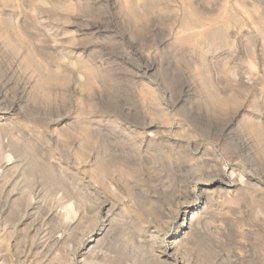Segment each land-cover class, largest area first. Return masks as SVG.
<instances>
[{
  "label": "rangeland",
  "instance_id": "1",
  "mask_svg": "<svg viewBox=\"0 0 264 264\" xmlns=\"http://www.w3.org/2000/svg\"><path fill=\"white\" fill-rule=\"evenodd\" d=\"M263 66L264 0H0V115H6L0 118L6 124L0 138L21 159L22 168L12 173L22 193V201L12 208L17 211L0 196L8 207L0 204V239L6 238L0 242L5 245L0 247V264H174L173 252L165 258L161 251L170 242L180 249L178 261L186 264H264ZM98 129L115 138L105 144L110 146L107 153L126 149L134 157L114 155L116 162L126 161L129 172L134 170L125 177L135 173L125 180L131 188L121 193L123 201L106 191L104 176L115 163H105L104 173L100 163L96 171L102 173L90 170V163L87 176L77 165L76 155L96 146ZM224 170L228 185L237 179L229 196L237 200L216 195L207 201L202 195L183 205L181 217L186 208H201L191 212L194 227L187 225L179 234L184 224L175 218L164 193L173 184L169 193L193 190L198 195L203 180L220 181ZM90 177L99 178L98 195H91L82 211L79 193L83 186L92 193ZM33 200L32 217H24L23 203ZM103 200L122 209L121 226L115 215L101 211ZM148 201L158 205L151 207ZM65 204L73 209L70 216ZM74 208L80 211L73 218ZM51 213L65 218H51ZM101 225H110L98 237L101 249L96 252L102 254L81 256L83 242ZM159 254L162 260L154 258Z\"/></svg>",
  "mask_w": 264,
  "mask_h": 264
},
{
  "label": "bare ground",
  "instance_id": "2",
  "mask_svg": "<svg viewBox=\"0 0 264 264\" xmlns=\"http://www.w3.org/2000/svg\"><path fill=\"white\" fill-rule=\"evenodd\" d=\"M242 1H244V0H242ZM249 1V0H248ZM239 2H241V1H239ZM242 3H246V1L245 2H242ZM249 3V2H248ZM241 4V3H240ZM248 5V4H247ZM249 6H251V3H250V5ZM247 8V7H246ZM251 8H252V6H251ZM246 10V9H245ZM247 10H251V9H247ZM252 10H253V8H252ZM251 10V11H252ZM250 11V13H252ZM245 14V13H244ZM238 16V15H237ZM236 17V16H235ZM254 17V16H253ZM237 19H239V18H237ZM234 20V19H233ZM256 21V20H255ZM238 23V22H237ZM252 24V23H251ZM254 24V23H253ZM5 26H6V24H5ZM231 26V25H230ZM225 27V26H224ZM240 28V27H239ZM245 28V27H244ZM256 28V27H255ZM257 29V28H256ZM188 31L189 30H191V29H187ZM244 30V29H243ZM241 31V30H240ZM239 31V32H240ZM18 32V31H17ZM190 32V31H189ZM242 32V31H241ZM191 33V32H190ZM190 33H189V35H190ZM193 33V32H192ZM246 33V32H245ZM18 34V33H17ZM247 34V33H246ZM193 35V34H192ZM197 35H200V34H197ZM196 35V36H197ZM244 36V35H243ZM248 36V35H247ZM188 37H190V36H188ZM249 37V36H248ZM191 39V38H190ZM12 46V45H11ZM14 46V45H13ZM12 46V47H13ZM14 49H15V47H14ZM18 49V48H17ZM18 51V50H17ZM247 51H249V50H247ZM30 52V51H29ZM28 52V53H29ZM251 52V51H250ZM249 54V53H248ZM250 54H252V53H250ZM249 54V55H250ZM26 55H27V53H26ZM30 55V56H29ZM28 56L29 57H32L31 56V54H29ZM257 55V54H256ZM255 55V56H256ZM247 56V55H246ZM251 57V56H250ZM249 57V58H250ZM26 59H28L27 58V56L25 57ZM33 58H35V57H33ZM26 59H24V60H26ZM30 59V58H29ZM251 59V58H250ZM250 59H248L249 61H250ZM31 61H32V59H30ZM29 60V61H30ZM34 60V59H33ZM28 61V60H27ZM28 61V62H29ZM38 61V60H37ZM36 61V62H37ZM257 62H258V60H257ZM25 63H26V61H25ZM40 63H42V61L40 62ZM251 63V62H250ZM29 64H34V62L33 63H28V65ZM38 64V63H37ZM247 64H248V62H247ZM256 65H257V63H256ZM38 67H39V65H37ZM41 66V65H40ZM256 67V66H255ZM264 67V66H263ZM251 68V67H250ZM255 69V68H254ZM264 70V69H263ZM264 72V71H263ZM248 74V73H247ZM40 75H44V74H40ZM56 75V74H55ZM250 75V74H249ZM47 74H46V76L44 75V78L46 77L47 78ZM52 76V75H51ZM248 76V75H247ZM251 77L253 76V74L252 75H250ZM49 77V76H48ZM55 77V76H54ZM255 77V76H254ZM48 80H49V78H47ZM259 79V78H258ZM262 79H264V78H262ZM40 81H41V77H40V79H39ZM42 80H44V79H42ZM253 80H255L256 81V78H254ZM45 81V80H44ZM44 81H42L43 83H44ZM54 81V80H53ZM252 81V80H251ZM39 82V81H38ZM42 82H40L41 84H43ZM46 83V82H45ZM47 83L48 84H50L51 85V83L49 82V81H47ZM46 83V84H47ZM54 83V82H53ZM56 83V82H55ZM39 86H41V85H39ZM44 87V84H43V86H42V88ZM47 87V86H46ZM48 88V87H47ZM10 111V110H9ZM4 113H5V111H4ZM10 114V113H9ZM3 116H6V115H3ZM3 116L2 115H0V118H3ZM6 124H2V120H0V129L2 128V127H4ZM98 126V125H97ZM101 126V125H100ZM6 127V126H5ZM5 127L4 128H2V129H5ZM97 128V127H96ZM99 128V127H98ZM95 129V128H94ZM102 129V128H101ZM101 129H98V131H96V132H98V134L96 133H94L95 135H97L96 137H98V135H99V138H98V140H97V142L96 141H94V142H92V144L93 143H95L96 142V146L95 147H93V145L91 146L92 148H94V149H85L86 151H84V149H83V151H84V153L85 152H87V150H92L91 152H87L89 155L88 156H86L84 153H83V151H82V153H81V155H76V157H78V159H79V161H77L79 164H77V165H80L81 167H82V173L83 174H87L88 175V173H89V170L87 169V167H88V164H90V163H92L91 165H92V169H90V170H93L94 168V171H96V169H97V165L99 164L100 165V168L102 169V168H104L103 167V165L104 166H106L105 168H108V166L105 164V163H108V164H111V163H115V165H119V166H115V165H113V167H114V169L112 170H110V165H109V170H107V171H109V172H107V173H109L108 175V177H105L104 176V180L105 181H107V185L108 186H106L104 183V186H106V187H108V190H106V191H110L111 192V194H113L114 196L116 195V196H118V198H119V201L121 200V201H123V200H125L124 198H123V196H121V193L123 192V191H126V187H128V185L130 186V184L127 182H125V180H126V178L128 179V178H130V177H134V172L132 173V175L131 176H129V177H125L124 175H126V171L128 172V174H130V172L131 171H134V170H132L131 169V171L129 172L128 171V168H126L127 166L124 164V163H126V161H124V160H122L121 159V162H116L115 160H114V158H116L114 155H116L117 156V154L119 153V155L117 156V159L118 158H122V156H120V154L121 155H123V153L125 154V151H126V149H124L125 151H121L120 149H112L113 147H111V149L113 150L112 151V153H107V150H109L110 151V149H107V150H105L106 149V147L108 146H106L105 144H109L108 142H111L110 140H111V138H112V134H108V132H107V134L106 135H103L102 134V130ZM112 130V129H111ZM2 130H0V132H1ZM95 131V130H94ZM105 131V130H104ZM115 131V130H114ZM113 131V132H114ZM123 132V131H122ZM1 133H3V132H1ZM104 134H105V132H103ZM120 133V132H119ZM114 134H116L115 132H114ZM1 135V134H0ZM95 136H94V140H95V138H96ZM131 137V136H130ZM114 138V137H113ZM112 138V139H113ZM92 139H93V137H92ZM120 139V138H119ZM151 139V138H150ZM93 141V140H92ZM117 141V140H116ZM121 141V140H120ZM119 141V142H120ZM127 141V140H126ZM145 141V140H144ZM114 142H115V138H114ZM118 142V141H117ZM123 142H124V139H123ZM142 142V141H141ZM121 143H122V141H121ZM127 143V142H126ZM125 143V145H127ZM150 143V142H149ZM152 143V142H151ZM110 144H112V143H110ZM114 145L116 144V143H113ZM120 144V143H119ZM118 144V145H119ZM113 145V146H114ZM118 145H116L117 147L116 148H118ZM124 144H122L121 146H119V148L120 147H122ZM143 145V144H142ZM81 146H83V145H81ZM112 146V145H111ZM128 146V145H127ZM147 146V145H146ZM6 147H8V146H6L2 141H1V138H0V196L2 195V197H5L4 199H5V202L9 205V209L10 210H15V208L14 209H12L15 205H16V203L19 201V197H20V189H19V187L20 186H18V182L16 181V179L18 178H16V179H14V176H13V174H15V173H17L16 172V170L19 168V160H21V159H19L18 157H16L15 155H13L12 153L13 152H11V151H9L8 152V150H9V148H6ZM88 147V146H87ZM108 147H110V146H108ZM107 147V148H108ZM137 147V146H136ZM141 147V146H140ZM139 147V148H140ZM19 149L21 148V147H18ZM18 148H16L15 150H16V152L17 151H19L18 150ZM84 148V147H83ZM88 148H90V147H88ZM135 148V147H134ZM142 148V147H141ZM140 148V149H141ZM200 148V147H199ZM8 149V150H7ZM10 149H13L12 147L10 148ZM23 149V148H22ZM22 149H20L21 151H22ZM78 149H80V148H78ZM130 149V148H129ZM132 149V148H131ZM130 149V150H131ZM139 149V150H140ZM4 150H6V151H4ZM15 150H13L14 152H15ZM27 150V149H26ZM25 150V151H26ZM130 150L129 151H127L128 153H131L130 152ZM136 150V149H135ZM138 150V149H137ZM142 150V149H141ZM140 150V151H141ZM19 152L18 154L19 155H21V153H23V156H24V152ZM24 151V150H23ZM79 151V150H78ZM133 151V153H134V150H132ZM140 151H138V152H140ZM208 151V150H207ZM11 152V153H10ZM138 152H137V154H138ZM146 151H144V153H145ZM147 153H148V151H147ZM202 153H204V151L202 152ZM18 154H17V156H18ZM26 154V153H25ZM76 154H79V152H76ZM137 154H136V156H137ZM125 155H129V154H125ZM135 155V154H134ZM143 155H145V154H143ZM150 155V154H149ZM135 156V157H136ZM139 156H141V154L139 155ZM146 156V158H148L149 156L148 155H145ZM148 156V157H147ZM202 156V155H201ZM207 156V155H206ZM22 157V156H21ZM25 157V156H24ZM123 157H125V156H123ZM127 157V156H126ZM125 157V158H126ZM129 158L130 159H132V158H134V157H132L131 155H129ZM128 158V159H129ZM142 158V157H141ZM140 158V159H141ZM18 159V160H17ZM77 159V160H78ZM143 159V158H142ZM145 159V158H144ZM143 159V160H144ZM209 159V158H208ZM136 160L138 161V158H136ZM146 160V159H145ZM102 161V162H101ZM148 161V160H147ZM198 161V160H197ZM200 161V160H199ZM204 161V160H203ZM12 162V163H11ZM26 162V161H25ZM127 162H128V160H127ZM129 162H132V161H129ZM129 162H128V164H129ZM139 162H141V160L139 161ZM146 162V161H145ZM144 162V163H145ZM205 162V161H204ZM132 163H135L134 161L132 162ZM142 163H143V161H142ZM148 163V162H147ZM201 162H199V164H200ZM96 166H95V165ZM127 164V163H126ZM136 164V163H135ZM135 164H133V165H135ZM137 164H139V163H137ZM141 164V163H140ZM139 164V165H140ZM202 164H204L203 162H202ZM21 165V164H20ZM90 165V166H91ZM130 165H131V163H130ZM144 165V164H143ZM197 165V164H196ZM205 165V164H204ZM89 166V167H90ZM120 166L121 167H125L127 170H125V169H123V168H120ZM132 166V165H131ZM130 166V167H131ZM141 166V165H140ZM139 166V167H140ZM207 166V165H206ZM26 167H27V164H26ZM88 167V168H89ZM112 167V168H113ZM142 167V166H141ZM196 167H198V166H196ZM80 168V167H79ZM144 168V167H143ZM142 168V169H143ZM200 169L202 168V170H203V165L201 166V167H199ZM20 169V171H21V167L19 168ZM81 169V168H80ZM125 170L124 171V174H122V172H121V170ZM136 169V168H135ZM138 169V168H137ZM136 169V170H137ZM141 169V168H140ZM198 169V168H197ZM207 169V168H206ZM209 169V168H208ZM105 171L106 169H102L101 171ZM204 170H205V168H204ZM20 171H19V175H21V173H20ZM98 171H100L99 169H98ZM98 171H96V172H98ZM100 171V172H101ZM104 171H103V173H104ZM138 172H139V170H137ZM205 171H207V170H205ZM212 171V170H211ZM216 171V170H215ZM88 172V173H87ZM96 172H91L92 174H96L97 175V177H98V173H96ZM99 172V173H100ZM105 172V173H106ZM138 172H136V173H138ZM140 172H142L141 170H140ZM199 172H203V171H199ZM240 172V171H239ZM13 173V174H12ZM102 173V172H101ZM209 173V172H208ZM236 173H237V171H236ZM235 171H234V169H232V171H231V176H235ZM241 173V172H240ZM240 173H239V175H240ZM12 174V175H11ZM92 174H91V176H92ZM204 174H206V173H204ZM86 175V176H87ZM149 175H151V174H149ZM216 175H218L219 176V174L217 173ZM238 175V176H239ZM79 176H80V174H79ZM94 176V175H93ZM201 176H202V174H201ZM241 176V175H240ZM243 176V175H242ZM204 177V176H203ZM207 177V176H206ZM217 177V176H216ZM244 177V176H243ZM82 178V177H81ZM86 178V177H85ZM91 178V177H90ZM90 178H87V179H90ZM95 178V177H94ZM137 177H135L134 179L135 180H137L136 179ZM151 178V177H150ZM200 178H202V177H200ZM220 178H221V180L219 181V179H218V181L217 182H214V180L212 181V180H203L201 183H202V192L200 191V193H198V195L197 194H194L191 190H186V192H184V193H180V192H177V193H175L176 192V190L175 191H173V192H170L169 193V191H171V187H172V185H171V187L170 188H168L169 189V191H168V193H164V200H166V201H168L169 202V206H170V209L174 212V215H175V218L177 219V218H179L180 217V220L182 219V224H184V228H179V229H181L180 230V233L179 234H182V232H183V230L185 229V228H187V225L189 226V227H191L192 226V224L190 225V223H192L193 221H192V214H194L195 215V212L194 213H191L192 211H194V210H198V209H200L201 207L200 206H195L193 209H191L190 210V208H186L185 209V215H187L186 217H185V215H184V217H181V212H180V208H182V206L183 205H185V204H187V205H189L191 202H193L192 200H200L201 199V197H202V195L203 196H206V198H207V201H213V200H216V195H220V197L218 196L217 198L220 200H227V201H229V200H234V198H235V195H234V198H230L229 196H230V194H231V192H232V189L236 186V184H237V179H233L232 181L230 180V182H229V184L230 185H228V182L226 181L227 179V175H226V171L224 170L223 172H222V174H220ZM234 178V177H233ZM236 178H237V176H236ZM241 178V177H240ZM99 179V178H98ZM98 179L96 178V180L95 181H92V178H91V180H89V181H92V183H93V185H94V187H93V191H92V193H90V190L88 191V189L85 187V188H83L82 187V189L80 190V193H79V189H77L78 191H77V193H79L80 194V198L78 199L79 200V202H80V204H79V202H78V204H79V208L81 209V207H86V205H87V202L89 201V199L94 195V194H96V195H98L97 194V189H98V186H97V182H98ZM101 179H102V177H101ZM212 179H213V177H212ZM245 179V178H244ZM129 180V179H128ZM128 180H126V181H128ZM131 180H132V178H131ZM151 180V179H150ZM153 180V179H152ZM154 180H155V178H154ZM174 180V179H173ZM200 180V179H199ZM238 180H239V178H238ZM240 180H242V179H240ZM82 181V180H81ZM97 181V182H96ZM175 181V180H174ZM227 182V184L226 185H223L224 184V182ZM79 182V181H78ZM83 182V181H82ZM132 182V181H131ZM133 182L135 183V181L133 180ZM157 182H158V180H157ZM194 182V181H193ZM238 182H240V184H241V182L242 181H238ZM243 182H246V184H247V181H244L243 180ZM100 183V182H99ZM134 183H131V184H133V185H135V187L138 185V184H134ZM136 183H138V182H136ZM199 183V182H198ZM81 184V183H80ZM155 184L156 185H158V183H156L155 182ZM155 184H153L154 186H155ZM175 184V183H174ZM181 184V183H180ZM243 184V183H242ZM83 185V184H82ZM90 185H91V183H90ZM99 185V184H98ZM159 185H161L160 183H159ZM197 185V184H196ZM239 185V184H238ZM248 185V184H247ZM151 186H152V184H151ZM168 186V185H167ZM184 186V185H183ZM182 186V187H183ZM240 186V185H239ZM242 186V185H241ZM27 187V186H26ZM26 187H24V190L26 189L27 190V188ZM29 187H31V186H29ZM100 187V186H99ZM102 187V186H101ZM150 187V186H149ZM157 187V186H156ZM159 187V186H158ZM158 187H157V191L160 189H158ZM174 187V186H173ZM177 187V186H176ZM176 187H174V188H176ZM23 188V187H22ZM21 188V189H22ZM32 188V187H31ZM89 188H90V186H89ZM131 188V187H130ZM129 188V189H130ZM133 189H134V186L132 187ZM137 188V187H136ZM136 188H135V190H136ZM162 188H165V187H163L162 186ZM30 189V188H29ZM91 189V188H90ZM100 189V188H99ZM129 189H127V190H129ZM132 189V190H133ZM148 189V188H147ZM151 189H153V187L151 188ZM167 189V188H166ZM177 189V188H176ZM179 189V188H178ZM138 190V189H137ZM196 190V189H195ZM31 191V190H30ZM99 191V190H98ZM105 191V190H104ZM131 191V190H130ZM164 191H165V189H164ZM178 191V190H177ZM198 191V190H197ZM27 192H29V190L27 191ZM37 192V191H36ZM101 192V191H100ZM100 192H98V193H100ZM138 192H140L139 190H138ZM167 192V191H166ZM183 192V191H182ZM31 193H33V191L31 192ZM108 192H106L105 194H107ZM130 193V192H129ZM128 193V194H129ZM157 193V192H156ZM160 193V192H159ZM163 193V192H162ZM161 193V194H162ZM25 194V193H24ZM103 194H104V192H103ZM135 194H137V191H136V193ZM233 194V193H232ZM29 195H31V200L33 199V195L32 194H28L27 196H29ZM36 195H37V193H36ZM35 195V196H36ZM92 195V196H91ZM101 195H102V193H101ZM133 195V194H132ZM131 194L130 195H128V196H132ZM138 195V194H137ZM21 196H22V193H21ZM24 196V195H23ZM38 196V195H37ZM100 196V195H99ZM109 196V195H108ZM111 196V195H110ZM139 196L141 197L142 195L141 194H139ZM138 196V197H139ZM149 196V195H148ZM156 196H157V194H156ZM162 196H163V194H162ZM222 196L224 197V199L222 198ZM1 197V198H2ZM104 197V196H103ZM107 196H105V198H106ZM124 197H125V195H124ZM133 197H134V195H133ZM132 197V198H133ZM139 197V198H140ZM151 197V196H150ZM24 198H25V201L27 202V201H29V199H26V198H29V197H25L24 196ZM93 198V197H92ZM91 198V199H92ZM96 197H94V199H95ZM100 198V197H99ZM109 198V197H108ZM111 198V197H110ZM116 198V197H115ZM129 198V197H128ZM127 198V199H128ZM135 198H137V197H134L133 199L135 200ZM159 198H161V197H159ZM205 198V199H206ZM96 199H98V196H97V198ZM101 199V198H100ZM113 199V198H112ZM131 199V198H130ZM133 199H131V200H133ZM24 200V199H23ZM37 200V199H36ZM114 200V199H113ZM151 200V199H150ZM154 200H155V198H154ZM153 200V201H154ZM158 199H156V201H157ZM236 200H237V198H236ZM235 200V201H236ZM20 201H22V200H20ZM19 201V202H20ZM34 201V202H33ZM32 202H28V203H26L25 202V204L23 203V205H25V212L23 213V214H25L24 215V217H29V216H31L32 217V211L35 209V207H36V205H35V207H34V203H35V200H33ZM92 200H90L89 201V203L91 202ZM96 201V200H95ZM98 202H99V199L97 200ZM108 201V200H107ZM118 201V202H119ZM162 201V200H161ZM227 201H225V202H227ZM231 201V202H232ZM235 201H233V202H235ZM102 202H104V200L102 201ZM101 202V203H102ZM223 202V201H222ZM40 203V202H39ZM100 203V202H99ZM98 203V204H99ZM153 203V204H152ZM149 202L148 201V204H152L151 205V207L152 206H155L156 207V205H158L157 204V202H155L156 203V205L154 204V202ZM159 203V202H158ZM224 203V202H223ZM1 204V203H0ZM7 204H3L4 205V207L7 205ZM20 204V203H19ZM91 204H93V202L91 203ZM124 204V203H123ZM161 204V203H160ZM164 204V203H163ZM166 204V203H165ZM2 205V204H1ZM0 205V209H1V207L3 206H1ZM22 205V204H21ZM22 205V206H23ZM38 205V204H37ZM40 205V204H39ZM69 203H67V206L69 207ZM72 205V204H71ZM70 205V207H72V206H74V205H72L71 206ZM90 205V204H89ZM121 205V204H120ZM125 205H126V203H125ZM193 205V204H192ZM201 205V204H200ZM94 206V204L91 206V207H93ZM7 207V206H6ZM5 207V208H6ZM16 208L18 207V203H17V205L15 206ZM63 207H66V204L65 205H63ZM68 207H66L67 209H68ZM77 207H78V205H77ZM101 206H99V207H97V208H100ZM154 207V208H155ZM158 207V206H157ZM161 207H163V206H161ZM165 207V206H164ZM168 207V206H167ZM207 207V206H206ZM210 207V206H209ZM3 208V207H2ZM8 208V207H7ZM24 208V207H23ZM38 208V207H37ZM36 208V209H37ZM65 208V209H66ZM76 208V207H75ZM75 208H74V210H75ZM87 208H89V207H87ZM87 208H86V210H87ZM94 208L95 207H93V210H94ZM121 208H125L124 206L123 207H121ZM127 208V207H126ZM185 208V207H184ZM204 208H205V205H204ZM8 209V211H10ZM64 209V210H65ZM80 209L78 210V209H76V210H78V212L80 211ZM83 209V208H82ZM81 209V210H82ZM89 209H92V208H89ZM168 209V208H167ZM166 209V213H167V210ZM19 210H20V213L22 214V212H23V210H22V212H21V209L19 208ZM72 211H73V209H71ZM71 210H67L68 211V215L70 214V212H72ZM76 210H75V212L74 213H72V214H74V216H73V218L75 217V214H76ZM100 210V209H99ZM117 210H119V213H116V211ZM203 210V209H202ZM8 211L7 212H5V213H8ZM15 211H17V209L15 210ZM66 211V212H67ZM83 211V210H82ZM84 211H85V209H84ZM89 210H87V212H88ZM95 211H96V208H95ZM101 211L102 212H105V214L107 215V217H109V215H115V217L113 216V218H115L114 220L115 221H117V222H119V224H120V221L118 220V216H120V213H121V216H124L125 217V215H122L123 213H122V209H119V206H118V204H116V203H114V201H113V203L112 202H104L103 203V205H102V207H101ZM125 211V210H124ZM170 211V210H169ZM171 211V212H172ZM182 211V210H181ZM201 211V210H200ZM204 211V210H203ZM3 212V211H2ZM19 212V211H18ZM65 212V211H64ZM64 212H61V213H64ZM66 212H65V214H66ZM86 212V211H85ZM118 212V211H117ZM184 212V211H183ZM13 213H16V212H13ZM57 213V212H56ZM56 213H51V218L54 216H58L59 215V213H58V215L56 214ZM96 213V212H95ZM98 213V212H97ZM116 213V214H115ZM125 213V212H124ZM191 213V214H190ZM3 214V213H2ZM54 214H56V215H54ZM87 214V213H86ZM101 214V213H100ZM4 215V214H3ZM11 215H13L12 213H11ZM77 215V214H76ZM90 215V214H89ZM97 215V214H96ZM102 215V214H101ZM183 215V214H182ZM2 215H1V212H0V219L2 218L1 217ZM7 216V215H6ZM17 216V215H16ZM21 216V215H20ZM64 216V214H62V216H58V217H63ZM70 216V215H69ZM68 216V217H69ZM72 216V215H71ZM87 216V215H86ZM119 217V218H122V217ZM167 216V215H166ZM166 216H164V217H166ZM168 216H169V214H168ZM12 217V216H11ZM17 217H19V216H17ZM49 217V216H48ZM57 217V218H58ZM89 217V216H88ZM104 217V216H103ZM112 217V216H111ZM110 217V218H111ZM123 217V218H124ZM9 218H10V216H9ZM23 218V217H22ZM51 218H50V221H51ZM64 218H65V216H64ZM63 218V219H64ZM116 218H117V220H116ZM122 218V219H123ZM7 219V218H6ZM48 219V218H47ZM103 219H105V218H103ZM112 219V218H111ZM165 219V218H164ZM169 219H170V217H169ZM171 219H172V217H171ZM170 219V220H171ZM176 219H173L174 221L176 220ZM3 220V219H2ZM8 220V219H7ZM17 219H15V221H16ZM49 220V219H48ZM53 220H55V219H53ZM59 220V219H58ZM66 220V219H65ZM70 221L72 220L71 219V217H70V219H69ZM92 220H97V221H99V219H96L95 217H94V219L92 218ZM11 221V220H10ZM17 221H19V220H17ZM21 221V220H20ZM83 221V220H82ZM108 221V220H107ZM112 221H113V219L111 220V223H112ZM115 221H113V222H115ZM122 221V220H121ZM124 221H125V218H124ZM123 221V222H124ZM192 221V222H191ZM4 222H6L7 223V221H4ZM3 222V223H4ZM60 222H62V221H60ZM68 222V221H67ZM109 222V221H108ZM167 221H165L164 223H166ZM173 222V221H172ZM5 223V224H6ZM9 223V222H8ZM66 223V222H65ZM93 223H96V221L95 222H93ZM116 223V222H115ZM125 223V222H124ZM4 224V225H5ZM14 225H16L15 223H13ZM63 224V223H62ZM98 224H101V223H98ZM113 224V223H112ZM172 224V223H171ZM1 225V224H0ZM9 225H10V223H9ZM8 225V226H9ZM12 225V224H11ZM94 225V224H93ZM96 225H97V223H96ZM122 224H120V226H121ZM180 225H181V223H180ZM13 226V225H12ZM110 226V225H109ZM109 226H107V225H101V227L100 228H97V230H95L94 232H93V230L91 231V232H93V234L87 239V240H85L84 242H83V244H82V248H81V250H80V253H82L81 254V256H85V255H87V254H89V253H93V254H95V253H97L96 252V250L98 251V249L100 248L99 246H100V240H99V235H101V233L103 232V230L104 229H106L107 227L109 228ZM115 226V225H114ZM113 226V227H114ZM6 227H7V224H6ZM11 227V226H10ZM10 227H8V228H10ZM15 227V226H14ZM17 227V226H16ZM93 227H95V226H93ZM112 226H111V229L110 230H113L112 228H113ZM192 227H194V226H192ZM4 228V227H3ZM12 228V227H11ZM121 228V227H120ZM7 229V228H6ZM13 229H15V228H13ZM93 229V228H92ZM96 229V228H95ZM114 229H116V228H114ZM117 230H119V229H117ZM7 231V230H6ZM13 231V230H12ZM121 231V230H120ZM193 231V230H192ZM191 231V232H192ZM2 232V231H1ZM10 232H11V230H10ZM106 232V231H105ZM111 232V231H110ZM119 232V231H118ZM114 233V232H113ZM12 234V233H11ZM14 234V233H13ZM12 234V235H13ZM179 234H177V235H179ZM4 236L5 235H8V234H3ZM9 235H10V233H9ZM103 235H105V233H103ZM177 235H175V236H173L172 238H171V241L172 240H175V238L177 237ZM184 235H185V233H184ZM184 235H183V237H184ZM188 235V234H187ZM105 236H107V235H105ZM155 236V235H154ZM2 237V236H1ZM150 237V236H149ZM182 237V236H181ZM12 238V237H11ZM11 238H8L7 240H8V242H9V239H11ZM156 238V237H155ZM154 238V239H155ZM6 239V238H5ZM4 239V240H5ZM2 240H3V238H2ZM1 239H0V242L2 241ZM3 240V241H4ZM6 240V241H7ZM84 240V239H83ZM101 240H102V238H101ZM6 241H5V243H6ZM105 241V240H104ZM154 241V240H153ZM164 241V240H163ZM14 242V241H13ZM100 242V243H99ZM157 242V241H156ZM168 242H170V241H168ZM4 243V244H5ZM42 243V242H41ZM166 243V242H165ZM165 243H162V244H165ZM181 243V242H180ZM7 244V246L8 245H10V242H9V244L8 243H6ZM102 244H104V243H102ZM101 244V245H102ZM179 244V243H178ZM12 245V244H11ZM4 247H2V246H0L1 248H5V245H3ZM6 246V247H7ZM102 246H105V244L104 245H102ZM154 246V245H153ZM9 247V246H8ZM7 247V248H8ZM99 247V248H98ZM80 248V247H79ZM101 249V248H100ZM104 249H105V247H104ZM107 249V248H106ZM105 249V250H106ZM160 249V248H159ZM7 250V249H6ZM9 250V249H8ZM77 250V249H76ZM108 250V249H107ZM152 250V249H151ZM154 250H156V249H154ZM154 250H152V251H154ZM158 250V249H157ZM163 250V255H164V257L166 258V257H169V253H171V252H173V254H172V256L175 258V261H174V264H184L185 262H182L181 260H179L178 261V255H179V253H178V250H180V249H178V247H177V245L175 244V242H170L169 244H167L166 246H165V248H162L161 249V251ZM3 251V250H2ZM76 252V251H75ZM74 252V253H75ZM101 251H99L98 253H100ZM110 252V251H109ZM109 252H106V253H109ZM113 252V251H112ZM111 252V253H112ZM158 252V251H157ZM175 252V253H174ZM178 254H177V253ZM181 252H182V250H181ZM4 253V252H3ZM97 253V254H98ZM118 253V252H117ZM183 253V252H182ZM181 253V254H182ZM101 254H102V252H101ZM115 254H116V252H115ZM114 254V255H115ZM151 254H154V252L153 253H151ZM156 254V253H155ZM161 254V253H160ZM160 254L158 255L159 257H154V258H157V259H161L162 257L160 256ZM76 256V255H75ZM83 256V257H84ZM97 256H99V255H97ZM107 256V255H106ZM106 256H104V257H106ZM172 256H170V258L172 257ZM80 257V256H79ZM82 257V258H83ZM95 257V256H94ZM110 257V256H109ZM131 257V256H130ZM66 258H68V257H66ZM74 258V257H73ZM99 258V257H98ZM135 258V257H134ZM78 259V258H77ZM81 259V258H80ZM126 259H127V257H126ZM133 259V258H132ZM136 259V258H135ZM73 260V259H72ZM89 260H91L90 258H89ZM94 260V259H93ZM92 260V261H93ZM102 260V259H101ZM109 260H110V258H109ZM114 260V259H113ZM112 259H111V262L113 261ZM119 260V259H118ZM139 260H140V258H139ZM162 260V259H161ZM83 261V260H82ZM86 261H88V260H86ZM98 261V260H97ZM103 261H105L104 259H103ZM115 261V260H114ZM113 261V264L115 263ZM117 261V260H116ZM126 261V260H125ZM164 261V260H163ZM170 261V260H169ZM186 261V260H185ZM66 262H69V260L68 261H66ZM84 262H85V260H84ZM109 262V261H108ZM119 262V261H118ZM129 262V261H128ZM82 263V262H81ZM80 263V264H81ZM91 263H93V262H91ZM97 262H95V264H96ZM102 263V262H101ZM107 263V261L105 262V264ZM122 263V262H121ZM135 263V262H134ZM167 263V262H166ZM186 263H188L187 261H186ZM185 263V264H186ZM84 264V263H83ZM90 264V263H89ZM98 264V263H97ZM103 264V263H102ZM110 264V263H109ZM123 264V263H122ZM125 264H127V263H125ZM128 264H130V262L128 263ZM133 264V263H132ZM161 264V263H160ZM168 264V263H167ZM172 264V263H171Z\"/></svg>",
  "mask_w": 264,
  "mask_h": 264
}]
</instances>
